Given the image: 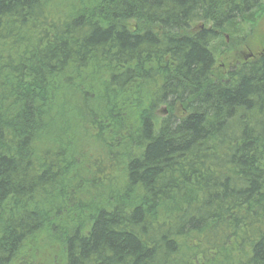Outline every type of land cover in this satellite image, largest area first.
Instances as JSON below:
<instances>
[{
  "label": "trees",
  "instance_id": "obj_1",
  "mask_svg": "<svg viewBox=\"0 0 264 264\" xmlns=\"http://www.w3.org/2000/svg\"><path fill=\"white\" fill-rule=\"evenodd\" d=\"M263 13L0 0V264H264Z\"/></svg>",
  "mask_w": 264,
  "mask_h": 264
},
{
  "label": "rangeland",
  "instance_id": "obj_2",
  "mask_svg": "<svg viewBox=\"0 0 264 264\" xmlns=\"http://www.w3.org/2000/svg\"><path fill=\"white\" fill-rule=\"evenodd\" d=\"M262 45H264V13L261 15L260 19H258L254 32L249 38V42L238 43L235 46H232L229 52L220 56L216 68L218 70L222 69V72H224L236 64L252 59L264 49ZM163 108L164 107L159 110V115L161 117H164L167 114Z\"/></svg>",
  "mask_w": 264,
  "mask_h": 264
},
{
  "label": "bare ground",
  "instance_id": "obj_3",
  "mask_svg": "<svg viewBox=\"0 0 264 264\" xmlns=\"http://www.w3.org/2000/svg\"><path fill=\"white\" fill-rule=\"evenodd\" d=\"M59 39H60V38H59ZM63 41H64V40H63ZM55 44H56V43H55ZM51 45H52V44H51ZM57 45H58V44H57ZM48 48H49V47H48ZM45 49H46V48H45ZM49 49H50V48H49ZM53 49H54V48H53ZM125 52H126V51H125ZM125 52H124V53H125ZM102 53H103V52H102ZM126 53H127V52H126ZM101 55H102V54H101ZM216 61H217V60H216ZM79 63H81V62H79ZM82 65H83V64H82ZM80 66H81V65H80ZM80 66H79V67H80ZM81 67H82V66H81ZM84 67H85V66H84ZM82 68H83V67H82ZM85 71H86V70H85Z\"/></svg>",
  "mask_w": 264,
  "mask_h": 264
},
{
  "label": "water",
  "instance_id": "obj_4",
  "mask_svg": "<svg viewBox=\"0 0 264 264\" xmlns=\"http://www.w3.org/2000/svg\"><path fill=\"white\" fill-rule=\"evenodd\" d=\"M250 56H252V55H250Z\"/></svg>",
  "mask_w": 264,
  "mask_h": 264
}]
</instances>
